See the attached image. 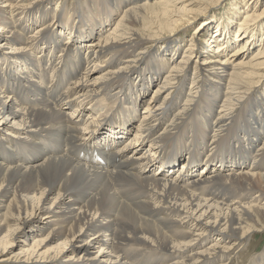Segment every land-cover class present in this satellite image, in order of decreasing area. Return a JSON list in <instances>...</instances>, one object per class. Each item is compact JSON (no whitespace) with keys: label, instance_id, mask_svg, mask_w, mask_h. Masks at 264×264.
<instances>
[{"label":"bare ground","instance_id":"1","mask_svg":"<svg viewBox=\"0 0 264 264\" xmlns=\"http://www.w3.org/2000/svg\"><path fill=\"white\" fill-rule=\"evenodd\" d=\"M262 1L0 0V264H264Z\"/></svg>","mask_w":264,"mask_h":264},{"label":"rangeland","instance_id":"2","mask_svg":"<svg viewBox=\"0 0 264 264\" xmlns=\"http://www.w3.org/2000/svg\"><path fill=\"white\" fill-rule=\"evenodd\" d=\"M233 2V0H224V2L222 3V5H219L215 8V6H213L211 9H213L208 15H215V19L216 18H219L221 15H222V12H223V9H229V5ZM249 5L251 6V4L249 3ZM239 6V5H238ZM241 6V5H240ZM252 7V6H251ZM258 9L259 10H262L264 8V1H262V3H258L257 5ZM202 18H198L197 20L191 22L189 24V26L187 27V29L184 31V33L182 35H180L182 38L184 39H187V38H190V35L193 31V28L200 22ZM239 19L238 18H234V23H232V26L234 28L237 27V20ZM32 29L29 30V32L31 31ZM90 40V39H89ZM89 40H85L84 43H87ZM151 89H152V86L149 88V91H147V96H146V100L149 99L148 95L149 93L151 92ZM148 97V98H147ZM143 107V105H141L139 107V110L140 108ZM86 114V113H85ZM81 123L82 125H87L88 124V121H86V117L85 118H82L81 120ZM135 123H132V125H134ZM135 126V125H134ZM129 137V135L125 136L124 138H122L119 142L116 143V147H118L121 143L123 144V141L126 140L127 138ZM181 163V162H180ZM181 166V164H179L175 169L174 171L170 174L173 176V174L175 173L176 169L179 168ZM256 235H254V237L252 238V245H253V248L251 250L252 253L254 252H258V251H261L263 250L264 248V234H261V233H255ZM196 248V247H195ZM13 264L15 262H13V260H10V261H7L5 263H2V264Z\"/></svg>","mask_w":264,"mask_h":264}]
</instances>
